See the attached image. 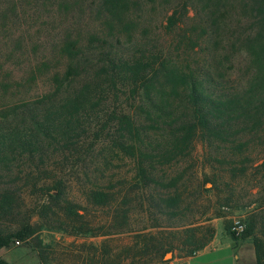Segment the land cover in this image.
I'll use <instances>...</instances> for the list:
<instances>
[{
  "label": "trees",
  "instance_id": "obj_1",
  "mask_svg": "<svg viewBox=\"0 0 264 264\" xmlns=\"http://www.w3.org/2000/svg\"><path fill=\"white\" fill-rule=\"evenodd\" d=\"M151 2L163 33L134 36ZM86 9L101 28L84 36ZM29 10L49 20L39 65L64 67L33 97L0 98V248L24 242L50 264L62 253L43 230L117 234L132 242L113 259L91 246L89 264H167L203 249L224 209L251 208L224 228L264 264V0H0L14 24Z\"/></svg>",
  "mask_w": 264,
  "mask_h": 264
},
{
  "label": "rangeland",
  "instance_id": "obj_2",
  "mask_svg": "<svg viewBox=\"0 0 264 264\" xmlns=\"http://www.w3.org/2000/svg\"><path fill=\"white\" fill-rule=\"evenodd\" d=\"M1 6L4 10L6 9V5ZM82 8L85 10L84 4ZM170 12L171 10L168 13ZM136 15H138L139 19L136 20L135 24L131 26V23H126L122 27V30H126L125 28L131 26L128 30L134 36L142 32L150 35L153 33L162 35V31L164 30L163 25L165 24V11L157 2H151L143 11L136 13ZM91 16L89 20V14L87 13V18L86 15L83 18L84 21L88 20L85 28L79 27L83 31L84 36H86L85 32L87 30L94 31L101 28L100 21L95 19L97 16L94 11ZM10 17L9 15L0 16L1 51L3 53L6 51L5 54L12 52L9 58L0 57V98L2 100L10 99L15 101L33 97L35 94L46 89L49 86L50 71L52 73L56 69L62 70L64 60H52V58L46 62V65H39L43 63L44 57L50 58L48 48L51 47H47V49H44V46L40 45L37 47L38 38L45 39L48 37L47 30L43 27V22L45 20L46 22L49 21L45 18V14L29 10L27 15L23 17L22 24H14L10 20ZM11 22L14 24L13 26ZM193 23L194 9H191L181 26L182 28H186ZM102 27L105 28L106 26L102 24ZM56 31L55 28L54 32L56 33ZM21 35L25 36L23 41H19L18 37ZM165 36L167 37L163 38L166 39V46L169 49L175 50V44L171 42L170 35ZM19 43L21 44L19 45ZM46 45H49V43ZM185 45L187 46V43H182L181 50L183 47H186ZM20 52H22V56H20ZM190 54L194 55V52L190 50ZM37 66L39 67L37 68ZM34 70V82H26V80L30 79L31 73ZM18 83H20L19 86L17 85ZM196 150L198 153L201 151L200 144H197ZM250 209H224V216L214 217L209 222H206V224H210L214 228V236L207 245L209 247L216 246V249H211L194 256L188 264H230L231 260H233V255H237V253H234L232 248H228L223 242L229 236L224 228V224L228 222L233 225L234 221L240 220L246 225ZM41 235L45 241H53L52 249H55L58 253H62V255L58 254V263L56 260H50V264H89L88 258L92 251L91 246L96 247V253H101L105 247L111 249V258L113 259L114 254L121 250L122 245L132 242L131 237L117 234L110 236H73L61 231L43 230ZM240 242L243 245L245 253L248 255L247 250L250 251L249 249L252 247L251 237L236 241V243ZM0 257L6 260L8 264H40L36 252L24 242H13L8 247L0 248ZM186 257L178 250L173 252V254L168 253L166 256L169 259L167 264H179Z\"/></svg>",
  "mask_w": 264,
  "mask_h": 264
},
{
  "label": "crops",
  "instance_id": "obj_3",
  "mask_svg": "<svg viewBox=\"0 0 264 264\" xmlns=\"http://www.w3.org/2000/svg\"><path fill=\"white\" fill-rule=\"evenodd\" d=\"M223 242L228 248L229 247L232 248V251L234 253H237V255H233V260H231L230 264H256L253 245H252V247H250V249H249L250 251L247 250V252H248V255H247L243 249L242 243L241 242L236 243L230 236H227L223 240ZM211 249H216V246L209 247V245H206L203 249H201L200 251H198L194 255L188 256V257L182 259V261L179 264H188V262L190 260H192V258L194 256H196L202 252H206L208 250H211Z\"/></svg>",
  "mask_w": 264,
  "mask_h": 264
},
{
  "label": "built area",
  "instance_id": "obj_4",
  "mask_svg": "<svg viewBox=\"0 0 264 264\" xmlns=\"http://www.w3.org/2000/svg\"><path fill=\"white\" fill-rule=\"evenodd\" d=\"M244 227H245V223L243 221L236 220L232 225V230L236 231L237 233L238 231H241Z\"/></svg>",
  "mask_w": 264,
  "mask_h": 264
}]
</instances>
